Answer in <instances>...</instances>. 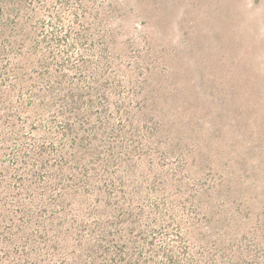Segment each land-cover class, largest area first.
I'll use <instances>...</instances> for the list:
<instances>
[{"label":"rangeland","instance_id":"1","mask_svg":"<svg viewBox=\"0 0 264 264\" xmlns=\"http://www.w3.org/2000/svg\"><path fill=\"white\" fill-rule=\"evenodd\" d=\"M0 264H264V0H0Z\"/></svg>","mask_w":264,"mask_h":264}]
</instances>
